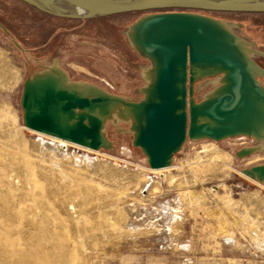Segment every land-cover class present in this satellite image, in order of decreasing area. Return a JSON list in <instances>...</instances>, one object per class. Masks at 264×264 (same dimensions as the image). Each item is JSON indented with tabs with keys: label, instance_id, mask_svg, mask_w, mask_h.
Here are the masks:
<instances>
[{
	"label": "rangeland",
	"instance_id": "rangeland-1",
	"mask_svg": "<svg viewBox=\"0 0 264 264\" xmlns=\"http://www.w3.org/2000/svg\"><path fill=\"white\" fill-rule=\"evenodd\" d=\"M0 8L6 15L0 49L19 75L12 87L0 88V188L15 192L17 181L30 179L34 170L39 175L38 156L53 172L35 199L3 197L1 254L22 258L34 238L46 237L50 257L63 264H264V178L257 173L264 167V127L261 136L187 137L170 161L173 168L154 172L135 142L136 114L112 112L119 104L132 111L151 98L159 63L128 35L151 14L70 21L41 19L16 0H0ZM195 13L231 24L228 35L250 44L257 70L248 68L264 88V17ZM45 79L71 92L85 87L83 96L110 99L96 110L103 124L98 152L59 145L25 128L24 93ZM227 85L220 69L188 70V114L192 103L221 96ZM212 145L225 164L214 173L212 155L202 152ZM58 191L68 193L60 208ZM42 200L47 206L40 211ZM80 218L86 221L82 233L72 227ZM79 234L84 247L76 248L73 236Z\"/></svg>",
	"mask_w": 264,
	"mask_h": 264
},
{
	"label": "water",
	"instance_id": "water-1",
	"mask_svg": "<svg viewBox=\"0 0 264 264\" xmlns=\"http://www.w3.org/2000/svg\"><path fill=\"white\" fill-rule=\"evenodd\" d=\"M18 1L52 18L70 21L155 12L147 16L152 19L143 46L158 61L159 69L151 98L134 112L140 123L135 142L147 154L150 168L169 165L187 137L261 136L264 88L234 50L232 36L212 26L210 23H216L212 19L190 11L264 14V0ZM196 67L224 71L228 85L221 96L199 106L192 103L188 114V70L193 74ZM44 82L24 93L26 126L98 150L103 124L96 110L110 99L56 87L51 79ZM257 173L261 181L264 167L257 168Z\"/></svg>",
	"mask_w": 264,
	"mask_h": 264
},
{
	"label": "bare ground",
	"instance_id": "bare-ground-1",
	"mask_svg": "<svg viewBox=\"0 0 264 264\" xmlns=\"http://www.w3.org/2000/svg\"><path fill=\"white\" fill-rule=\"evenodd\" d=\"M151 19L152 18H148V17L142 19L128 34L131 43L135 47H140L144 52H147L146 49L143 46V44L145 42V37H146L145 29L149 25ZM210 24L212 26H215L216 28H218L219 30H221L223 32L230 31V28L232 26L229 23H213L212 22ZM234 42L237 45V48L239 49V53L241 54L242 58L244 59V62H246V64L250 67V70H257V65L250 60V57H251V55L253 53V50L250 48V44L247 43L246 41H243V40H240V39L234 40ZM216 70L217 69L210 67V68L203 69V72L210 73V72H215ZM17 75H18L17 70L11 64V62L8 60L6 53L3 50L0 49V88L7 89V88L12 87L13 82H15V80L17 78ZM83 90H85V87L75 86V92L76 93L80 94L81 91H83ZM104 109L107 110L108 107L105 106ZM118 109H119V114L122 113V114H125V115L129 114V113L133 114L137 110V108H133L132 111H128L127 109H124V108L122 109L120 104H119V106L112 107V112L116 113ZM262 110L264 112V105L262 107ZM140 121H141V123H143V118H141ZM262 123H264V120L262 121ZM257 124H258L257 126H260L261 123H257ZM2 125H3V122L1 120L0 121V126H2ZM139 125H140V123H138V125L136 126L137 130H138V126ZM25 128L29 129L27 126H25ZM30 131H32V130H30ZM32 132H34V133H36V134H38L40 136H45V137L49 138L50 140H53L54 142H56L59 145L76 146V147L83 148V149H85L87 151H90V152H98L97 150H95L93 148H90L88 145L76 144V143L71 142L69 140H66L64 138H60V137H58L56 135H50V134L43 133V132H35V131H32ZM60 149H62V148H60ZM204 151L209 152L210 155H212L210 161L213 164H215V168L211 169V172L213 171L212 173H214L221 165L225 166L224 162L220 161L214 155L215 152H214L213 145L210 146V147H204L202 152H204ZM38 157L39 158H37V162L39 163V167L42 168L41 170H39V175H37L38 171L34 170L32 172V177L30 179H26V180H24L21 183H20V181L15 180L18 183L17 184L18 186L15 187L16 188L15 192H12L11 190H6V189H1L0 188V213L6 207V205H5L4 201H3V199H4L3 197L11 195V194H14V195H30V196H32V198L35 199V197L38 195L37 189H38L39 185L41 184V182L49 180L48 177H50L51 173H53V172L49 171L50 169L47 170L46 167H43L44 165L46 166L49 162L48 163L45 162L47 164H44L42 166L41 163L43 161H41L40 156H38ZM43 158H45V157H42V159ZM171 168H173V167L171 166V164H169L165 168H162V169H152V168H150V169L152 171H154V172H160V171H163V170H169ZM37 169H39V168H37ZM9 180H11L10 176H9ZM148 186H149V183H146L145 186L143 187V189L145 187L148 188ZM56 194H57V196H59V199L55 203V206L60 208V207H62V205L66 201V199L68 197V193L67 192H61V191L59 192L58 191V192H56ZM50 196H51V193H48L47 197L51 198ZM38 204H39L38 209L40 211H42L41 209H45V207L47 206V201L42 200ZM70 210H74L73 204H72V206H70ZM34 212L37 213V211H34ZM58 213L60 215V211H58ZM1 225H2V223L0 221V229H1ZM85 226H86V221H84L83 218H80L76 223L73 224L72 227L75 229V231L77 230V232L82 233V232H85V230H86ZM73 240L75 242V247L76 248L84 247L83 244H81L82 242H81V235L80 234L79 235H74L73 236ZM45 241H47L46 237L39 238V239L38 238L37 239L34 238L32 240V242H34L33 248L22 258L20 257V258L11 259V258L7 257L5 254H1L0 253V264H63L64 262L62 260L57 261V260H54V259H52L50 257V253H49L48 249L46 248Z\"/></svg>",
	"mask_w": 264,
	"mask_h": 264
},
{
	"label": "trees",
	"instance_id": "trees-1",
	"mask_svg": "<svg viewBox=\"0 0 264 264\" xmlns=\"http://www.w3.org/2000/svg\"><path fill=\"white\" fill-rule=\"evenodd\" d=\"M18 1V0H16ZM28 8H30L31 10L35 11L38 16L41 18V19H51L52 17L46 15V14H43L41 12H37L34 8L30 7V6H27ZM2 9V8H0ZM190 12H197V11H190ZM4 13V12H2ZM152 13H155V12H144V13H129V14H122V15H117V16H111V17H107V18H102V19H96V20H90V21H100V20H110V19H115V18H119V17H122V16H125V15H139V14H152ZM232 14H250V13H232ZM250 15H257V16H263L264 17V14H250ZM6 15L5 14H0V23H4V19H5Z\"/></svg>",
	"mask_w": 264,
	"mask_h": 264
},
{
	"label": "crops",
	"instance_id": "crops-1",
	"mask_svg": "<svg viewBox=\"0 0 264 264\" xmlns=\"http://www.w3.org/2000/svg\"><path fill=\"white\" fill-rule=\"evenodd\" d=\"M19 2V1H18ZM21 5H23V7L27 8V9H30L28 8L25 4H22L21 2H19Z\"/></svg>",
	"mask_w": 264,
	"mask_h": 264
}]
</instances>
